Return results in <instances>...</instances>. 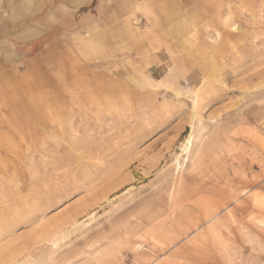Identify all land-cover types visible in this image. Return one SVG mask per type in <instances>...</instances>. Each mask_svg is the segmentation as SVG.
<instances>
[{
	"label": "rangeland",
	"instance_id": "rangeland-1",
	"mask_svg": "<svg viewBox=\"0 0 264 264\" xmlns=\"http://www.w3.org/2000/svg\"><path fill=\"white\" fill-rule=\"evenodd\" d=\"M19 4L0 0V264H264V0L207 2L199 49L130 76L23 62Z\"/></svg>",
	"mask_w": 264,
	"mask_h": 264
},
{
	"label": "crops",
	"instance_id": "crops-1",
	"mask_svg": "<svg viewBox=\"0 0 264 264\" xmlns=\"http://www.w3.org/2000/svg\"><path fill=\"white\" fill-rule=\"evenodd\" d=\"M209 1L212 0H20V10L14 8L8 13L13 24L23 23L22 28L9 32L17 43L10 46L13 55L18 51L20 59L25 57V63L54 51L50 54H54L61 69L67 64L66 52L74 64L82 59L105 62L112 68L122 64L119 75H131L124 64L133 72L141 73L144 65L153 71L160 58L158 50L200 48L195 33H199ZM138 15L144 20L140 26L133 21ZM52 35L57 39L55 48L50 44ZM36 44H40L39 51L28 56ZM5 61L10 64L9 59L0 58V68ZM8 76L3 68L0 81H10Z\"/></svg>",
	"mask_w": 264,
	"mask_h": 264
}]
</instances>
